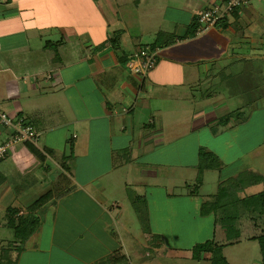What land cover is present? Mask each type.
<instances>
[{"label": "crops", "instance_id": "1", "mask_svg": "<svg viewBox=\"0 0 264 264\" xmlns=\"http://www.w3.org/2000/svg\"><path fill=\"white\" fill-rule=\"evenodd\" d=\"M222 1L0 0V103L15 99L17 101L12 107V112H0L10 116L22 113L20 116L27 117L40 136L45 137L43 141L48 146L49 153L43 154L46 161L38 167H49L46 164L48 158L55 157V152L62 150L60 148L72 126L74 130L79 129L81 135L74 134V163L71 172L78 174L80 161L99 152L109 158V169L106 172L116 175L112 180L126 187L127 180H133L123 176V173L128 170L131 160L137 163L133 158L140 155L136 150L135 117L130 116L131 113L135 114L136 108L144 107L141 100L148 97L147 92L159 91L161 98L170 103L168 106L171 111H180L178 116L172 115L171 121L176 126L175 130H167L163 113L159 123L151 120V123H155L152 127H157L155 136L159 139L158 147L169 142L191 140L189 138L202 129H215L217 134L221 129H216L215 123H211L209 119L203 120L199 125L200 130L196 129V109L193 111V107L179 104L198 102L196 94L201 92L202 101L199 102L204 103L209 102L212 97L222 96L220 103L206 108L211 109L215 116L217 111L229 110L226 97L222 95L224 90L208 87L202 91L201 88L210 85L209 79L218 78L215 70L223 71L224 79L231 77L227 64L246 65L252 62L256 65L261 60L259 57L264 59V43H261L264 38L254 37L248 32V29L255 28L256 21H261L263 17V13L251 4L255 0H251L232 14H226L205 33L187 36L188 26L195 23L206 10ZM260 3L264 9V0ZM177 4H181L182 10L175 9ZM169 8L176 10L178 16L168 17ZM137 12L140 13V18L144 16V23L151 24L156 20V25L163 23L168 29L164 30L161 45L156 46L158 64L144 80L132 75L127 68V63L135 51L147 47L141 43L143 32L147 31L145 28L143 30L140 20L139 33H132L135 28L133 19ZM115 36H119L120 47L127 51L122 56L121 52L118 53L110 45L99 48ZM230 48L240 50L230 53ZM41 76H45V82L41 81ZM226 83L232 82H223ZM250 84L247 83V96L256 94L257 89L264 88V76L261 77L260 86L258 84L252 87ZM37 96H41V99H35ZM43 96H46L47 100ZM255 99L256 104L264 102L263 98ZM245 103L248 104L247 98ZM217 118L225 121V128L233 127L236 123V120L233 121L227 116ZM2 142L0 146L5 140ZM151 151L148 149L144 154ZM175 155L172 151L168 155L164 153V159L154 163L153 167H159L163 171L158 174L161 183L155 187L147 183L158 178L157 175L150 177L152 170L133 167L138 186L145 187L141 194L143 196L138 197L147 205L151 204V209L148 205L149 226L138 231L140 238L133 233L136 230L128 214L122 211V216L115 219L114 210L123 208V205L121 202H114L109 206V199L104 194L106 187L100 185L98 179L89 176V173L86 174L84 169L82 171L86 177L73 178V190L58 202L61 207L66 205L68 209L60 208L59 214H64L67 221L70 219L68 212L73 208L86 207L87 204L91 208L96 207L97 212L106 216L98 220L101 230H109L110 235L114 229V236L118 237L117 245L113 239L102 242V246L105 244L107 247L102 253L99 244L90 243L92 248L87 250L84 264H97L117 250L128 258L122 264H134V256L143 254L139 258L142 261L146 255L166 253L167 250L168 256L161 261L168 264H181V260L185 258L190 262L188 258L192 260L195 256L200 261H215L217 264L224 260L225 264H230L223 255L216 259L213 257L219 245L225 246L232 241L225 237L226 232L217 222L214 213L203 215L201 211L204 201L212 199L226 180L244 177H237L243 162L236 159L229 166L225 164L224 169L219 170V181L213 183V188L216 189L202 193V190L211 184L209 170L215 169L201 170L196 158L188 159V163L170 160ZM177 155L182 159V154ZM155 169L154 172H159ZM175 171H185L187 176L177 182L173 181ZM98 174L104 176L106 173L98 171ZM251 177H255L256 182L247 189L258 185L260 181L255 175ZM189 182L193 184L192 189H184V184ZM247 189L243 192L244 196H248L245 193ZM79 193L87 198V202L80 201L79 198L73 201V198H70ZM166 208L170 214L174 213V220L170 218V221H167ZM242 220L246 221L240 223ZM248 222L247 218L240 219L239 238L243 231H249V238L257 241L258 235L252 232L257 229ZM67 229L69 228H65V231ZM159 236L165 240H179L182 245L171 244L174 247L172 249L169 243L168 247L163 245L158 239ZM80 240L83 238L80 237ZM128 240H132L129 247L126 245ZM153 240H158V244L163 246L153 248ZM207 242L212 243V248H200ZM153 249L159 251L153 252ZM219 251L221 254L222 250Z\"/></svg>", "mask_w": 264, "mask_h": 264}, {"label": "rangeland", "instance_id": "2", "mask_svg": "<svg viewBox=\"0 0 264 264\" xmlns=\"http://www.w3.org/2000/svg\"><path fill=\"white\" fill-rule=\"evenodd\" d=\"M261 1L262 0H255L251 3L260 13H263V17L261 21L257 20L255 28L251 30L248 29V32L250 31L249 34L254 37L262 36V38H264V9L261 6ZM174 7L176 10H182L181 4H177ZM176 10L169 8L167 10L168 17L178 16ZM133 20L135 21V28L132 30L133 35L139 33V20L142 22L141 26L143 30L145 28L147 31L143 32L144 37L141 39V43L145 44L144 46L154 47L155 44L161 40L164 30L168 31L167 27L163 26V23L156 25V20L151 24L144 23V16L140 18L139 12H137L135 19ZM261 43H264V41H261ZM262 47L264 48V46ZM226 48L228 49V47ZM239 50V48H230L229 52L236 53ZM224 51L226 52L227 50L225 49ZM259 58L261 60L258 61L256 65L252 62H249L246 65L227 64V71L231 74L230 77L229 74L226 73L229 76L228 79H224L223 71L215 70L221 83H219L218 78L216 80L209 79L208 82L210 85L201 88L202 91L208 87L224 90L222 95L226 97L229 110L224 109L217 111L216 116H227L233 121L236 120L237 124L235 123L233 127L225 128L222 118L218 119L212 113L211 109L206 110L207 107L212 108L213 105L220 103L222 96H216L214 98L211 96L212 99L209 102L204 103L199 102L202 101V93L200 92L196 94L198 102L194 101L188 104H179L186 106L189 105L194 108L193 111L196 109V129L200 130L201 127L199 125H201L203 120L209 119L211 123H215L214 126L216 129H221L217 134H215V129L213 131L202 129L196 135L189 138L191 140L184 139V141L169 142L162 147H160V145L158 147L157 144H159V139L155 136L157 127H152L155 123H151V120L154 119L156 123H159L160 117L163 113L167 130H175L176 126L171 121L172 115L176 117L179 115L180 111H171L169 109L170 106H168L170 103L161 98L159 91L154 92L153 90H150L147 92L148 97L141 100V105L143 104L144 107L136 108V110H134L135 114L131 113L130 116V118L135 117L134 130L137 145L136 150L140 155L133 158L137 163H134L131 160V165L128 166V170L123 173V176H128L129 179L133 180V182L127 180L128 183L126 184V187L122 183L119 184L118 181L112 180L113 176L116 175L113 173L108 174L106 172L109 169V167H107L109 158L99 152L92 154L90 158L80 161L81 167L78 174L71 172L74 163V134H77L78 136L81 135L79 129L74 130V127L72 126L69 128L70 130H68L65 143H63L60 148L62 150L56 151L55 157L51 158L50 156V158H48L46 164L49 165V167L40 168L38 165L29 173L25 174L17 171V168L9 159L3 157L0 158V174L6 177L5 183L0 186V264H84L85 254H87V250H91L92 248L90 243L99 244L101 246V253L107 250L105 244L102 246V242L105 243L107 239H113L115 245H117L118 239L116 238L118 237L114 236V229L110 232V235L114 238L110 237L109 230L105 232L101 230L98 220L100 218H105L106 216L97 212L96 207L91 208L87 204L86 207L73 208L68 212L70 219L67 221L65 220L64 214H59L58 212L60 208L68 209L66 205H62L61 207L58 203L64 198L63 196L59 199L65 190L64 187H66V185L71 186L74 182V177H86V175L83 174L82 169H84L86 174L89 173V176L98 179L100 185L106 187L104 194L109 199V206H112L114 202L119 204L121 202L123 208L115 209L113 216L115 219L119 218L122 216V211L125 214H128L133 220L134 229L136 230V232L133 233H135L138 238L141 237L138 231L149 226L148 218L150 211L148 205L151 209V204L148 202L149 204L147 205L143 199L138 197L139 195L143 196L141 194L145 187L142 188L138 186L137 177H134L135 175H133V167L137 166L138 168H148L152 170L150 177H156L157 175L158 178L148 181L147 183L152 187L158 186V184L161 183V177L158 176V174H161L163 171H161L162 169L159 167H153V165L155 162L164 159L162 158L164 153L168 155L171 151L174 152L176 155L170 159L174 162L179 160L188 163V159L196 158L199 165H202V163H205L206 161L215 162V159L206 156L205 152H203L204 155L202 158V150L213 153L215 157H219V160L228 166L236 159H241L243 167L237 174V177L255 175L260 180L258 185L250 187L245 193L249 196L264 192V102L256 104L255 99H264V88L257 89L256 94H248L249 96L246 94V88H248L247 83L249 84L250 82V86L252 87H256L258 84L259 86L261 85V77L264 76V59L261 57ZM244 59L249 61L248 58ZM41 81L45 82V76H41ZM224 81H231L232 83L223 84ZM43 97L47 100L46 96ZM246 98L248 104L245 103ZM35 99L39 100L41 99V96H37ZM15 100L1 101L0 111L12 112L14 109L12 107L15 106L17 102ZM243 108H245V111H243ZM40 111H42L41 107ZM18 113L12 114V117H17L16 115ZM8 132L9 130H6L4 126H0V145L3 143V140L6 142ZM41 137L42 136H40L39 141V147L41 150L36 147L32 148L39 156H43V153L48 155V146H46L43 141L45 140V137L43 136L42 139ZM148 149L152 151L147 153L148 155L144 154L148 152ZM65 150L66 152L63 153ZM177 154H182V159H179ZM76 160L77 159H75V161ZM116 160L118 161V159ZM154 169L159 172H154ZM98 171H103L106 174L101 176L98 174ZM185 171H175L176 173L172 180L177 182V180H180L182 177H186L187 175ZM167 173L168 172H166V174ZM208 176L210 177L211 184H209L206 189H203L202 193L216 189L213 188V183L219 181L220 171L216 169L209 170ZM64 177H66L67 180H65ZM191 186H193V184L190 182L184 184V189H190ZM96 197L95 194L94 198ZM70 198H73V201L76 200V198H79L80 201L87 202V198L82 193L77 194L76 197ZM9 208H17L19 210L18 213L23 214L24 216L34 215L42 219L43 222L38 227L37 232L31 235L26 241L15 239L14 231L8 228V224L14 216L9 212ZM156 212H158V210ZM166 213L167 221H170V218L174 220L173 218H175V215L174 213L170 214L168 208H166ZM17 218H19L18 215H16V220ZM155 218L156 220L158 219L156 216ZM244 221L246 220H242L240 223H243ZM153 223L154 218L152 217V225ZM229 226L231 228L229 232L231 233L232 231V234H234L236 227L232 228L231 223ZM113 227L116 228L115 226ZM65 228L69 229L65 231ZM252 232L255 235L260 234L258 230L253 229ZM249 235H251V232L243 231L241 238L237 239L236 237H233L228 239L232 242L227 243L225 246L219 245V249L222 250V252L220 254V251L217 248L213 258L216 259L219 255H223L230 264H261L262 259L264 262L261 243L259 240L256 241L250 239ZM80 237H82L83 240H80ZM158 239L167 247V243H169L172 249H174V247L171 244H174L175 246L182 245L179 243V240H172L170 238L165 240L162 236H159ZM217 239L219 240L220 236H218ZM131 241L132 240H128V243L126 244L127 247L130 246ZM163 245H159L158 240L152 241L153 248ZM110 247L111 246H109V248ZM157 251L159 250L153 249V252ZM131 252L134 254L133 250H131ZM168 254L169 251L167 250L166 253L146 255L142 261L139 260V258L143 256V254L139 257L134 256L133 263L168 264L166 261H161L164 260ZM188 260L190 262H188L186 258L181 260V264H215V261H200L196 259V256L194 259L191 260L188 258ZM220 263L225 264V261L221 260L217 264Z\"/></svg>", "mask_w": 264, "mask_h": 264}, {"label": "trees", "instance_id": "3", "mask_svg": "<svg viewBox=\"0 0 264 264\" xmlns=\"http://www.w3.org/2000/svg\"><path fill=\"white\" fill-rule=\"evenodd\" d=\"M200 27H201V24H200V16H199L198 20L197 19L195 20V23H192L190 26H188L187 36H190L193 33H197ZM118 38L119 36H115L112 39L110 38L109 40H107V42H105L99 48H103L105 46L110 45L118 53L121 52L120 55L122 56L124 52L127 53V51L126 49L120 47V41ZM159 45H161L160 41H158V43L155 44L154 46L155 49H156V46L159 47ZM150 47L154 48L153 46H150ZM143 48H146V47H143ZM156 50L158 51V49ZM119 59L120 61H122L121 57H119ZM158 59L159 58L157 55V64H158ZM243 111H245V109H243ZM20 114L22 113H19L18 115ZM223 123H225V121H223ZM129 151H131V148H129ZM203 152H205L206 156H209L210 158L213 157L215 159V162L206 161L205 163H202L201 170H205V169L223 170L224 169L225 163L221 162L219 160L220 159L219 157L217 156L215 157V155L211 152H208V151L206 152L205 150H202V158L204 155ZM43 157L44 156H41L40 158L43 159ZM254 178L255 177L249 176V177L237 178L234 180H231V179L226 180L220 186L218 193L214 195L212 199L204 201L201 213L203 215L214 213L216 215L217 222L220 223L222 228L225 230L226 232L225 237L227 239H230L233 237H236V238L240 237L238 224H239L240 219H243L246 216L245 218L249 220L252 227L261 231L260 234L257 236V239L261 243L262 250H263V257H264V192L252 194L249 196L243 195V192L245 191V189H247V187L253 185V183L256 182ZM64 179L67 180L66 177H64ZM5 181H6V177L0 174V186L4 184ZM64 189L65 190L63 191V193L61 194L59 198L70 193L73 190V187L66 185ZM9 212L13 214L14 216L12 217V220L8 224V228L14 231V237L15 239H18V240L26 241L31 235L37 232L38 227L43 222L42 219L34 215L24 216L23 214H19L18 213L19 210L17 208L16 209L9 208ZM16 215H18L19 217L17 218V220H16ZM230 223L232 224V228L236 227V231L234 234H232V231L231 233L229 232V230L231 229L229 226ZM206 246L209 248H212V243L207 242L203 246H200V248L206 247ZM126 258L127 257L125 254H123L120 250H117L111 255H109L108 257L104 258V260L97 262V264H122L126 260Z\"/></svg>", "mask_w": 264, "mask_h": 264}, {"label": "built area", "instance_id": "4", "mask_svg": "<svg viewBox=\"0 0 264 264\" xmlns=\"http://www.w3.org/2000/svg\"><path fill=\"white\" fill-rule=\"evenodd\" d=\"M251 0H223L200 16L201 27L196 34L213 28L226 14H232ZM158 51L152 47L140 48L128 61L127 68L135 77L144 80L157 65ZM9 130L6 142L0 146V158L9 159L17 171L29 173L45 159H41L32 147L39 150L40 133L27 117H12L0 112V126ZM42 152V151H41ZM43 153V152H42ZM45 154V153H43Z\"/></svg>", "mask_w": 264, "mask_h": 264}, {"label": "bare ground", "instance_id": "5", "mask_svg": "<svg viewBox=\"0 0 264 264\" xmlns=\"http://www.w3.org/2000/svg\"><path fill=\"white\" fill-rule=\"evenodd\" d=\"M25 174H27V173H25Z\"/></svg>", "mask_w": 264, "mask_h": 264}]
</instances>
